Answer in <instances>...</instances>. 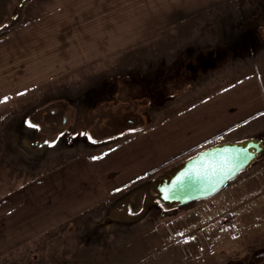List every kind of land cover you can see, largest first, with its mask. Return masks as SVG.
Segmentation results:
<instances>
[{"label": "crops", "instance_id": "crops-1", "mask_svg": "<svg viewBox=\"0 0 264 264\" xmlns=\"http://www.w3.org/2000/svg\"><path fill=\"white\" fill-rule=\"evenodd\" d=\"M32 1L34 22L0 43V100L33 90L69 65L121 55L143 58L138 74L122 72L121 82H142L135 86L145 91L138 96L154 109L138 113L144 125L98 160L15 186L1 179L0 257L47 231L50 216L60 222L200 149L245 139L264 114L259 69L228 63L227 50L233 55L243 48L221 32L211 37L209 11L224 8L226 0ZM96 90L90 89L93 97Z\"/></svg>", "mask_w": 264, "mask_h": 264}, {"label": "rangeland", "instance_id": "rangeland-1", "mask_svg": "<svg viewBox=\"0 0 264 264\" xmlns=\"http://www.w3.org/2000/svg\"><path fill=\"white\" fill-rule=\"evenodd\" d=\"M32 2L11 28L0 33V43L34 22ZM224 3L210 15L205 12L215 17L211 37L221 32L227 43L236 40L234 48L243 50L233 55L227 50L228 63L256 67L264 78V0ZM142 61L121 55L94 58L51 74L33 90L1 99V182L5 179L15 186L54 168L86 165L144 125L138 113L153 112L154 107L144 106L138 96L145 92L135 87L142 82H121L122 72L138 74ZM94 87H98L96 97L90 91ZM28 122L37 127H29ZM244 135L245 139L264 138V115ZM176 163L143 176L108 195L106 201L67 214L60 222L50 216L47 231L1 256L0 264H264L255 259L264 252V151L211 197L181 208L155 200L142 215L116 217L113 211L122 209L125 197L142 196L139 187L163 176Z\"/></svg>", "mask_w": 264, "mask_h": 264}, {"label": "water", "instance_id": "water-1", "mask_svg": "<svg viewBox=\"0 0 264 264\" xmlns=\"http://www.w3.org/2000/svg\"><path fill=\"white\" fill-rule=\"evenodd\" d=\"M263 151L264 139L253 137L217 143L199 150L163 176L137 189L145 192L140 215L155 200L170 208H181L215 195ZM240 153L244 154L238 155Z\"/></svg>", "mask_w": 264, "mask_h": 264}, {"label": "flooded vegetation", "instance_id": "flooded-vegetation-1", "mask_svg": "<svg viewBox=\"0 0 264 264\" xmlns=\"http://www.w3.org/2000/svg\"><path fill=\"white\" fill-rule=\"evenodd\" d=\"M31 2L32 0H0V33L11 28L21 18L25 7ZM144 199V191L142 196L138 195L135 198L128 195L123 199L122 209H116L113 213L116 217L125 218L139 215L142 212Z\"/></svg>", "mask_w": 264, "mask_h": 264}, {"label": "snow or ice", "instance_id": "snow-or-ice-1", "mask_svg": "<svg viewBox=\"0 0 264 264\" xmlns=\"http://www.w3.org/2000/svg\"><path fill=\"white\" fill-rule=\"evenodd\" d=\"M7 98H5V100H6ZM262 115H264V114H262ZM28 126L29 127H33V128H35V127H37L35 124H33V123H31V122H28ZM89 139L91 140V142L92 143H96V141L94 140V139H92L91 137H89ZM244 153H240V154H238V155H243ZM101 157H93V159L94 160H98V159H100ZM165 199H167V197H165Z\"/></svg>", "mask_w": 264, "mask_h": 264}, {"label": "trees", "instance_id": "trees-1", "mask_svg": "<svg viewBox=\"0 0 264 264\" xmlns=\"http://www.w3.org/2000/svg\"><path fill=\"white\" fill-rule=\"evenodd\" d=\"M255 259L256 261L263 263L264 262V252L256 254Z\"/></svg>", "mask_w": 264, "mask_h": 264}]
</instances>
